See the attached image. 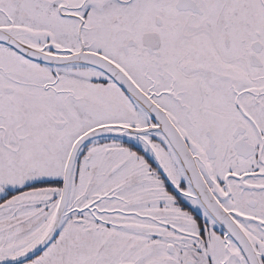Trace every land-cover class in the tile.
<instances>
[{"label":"snow or ice","instance_id":"snow-or-ice-1","mask_svg":"<svg viewBox=\"0 0 264 264\" xmlns=\"http://www.w3.org/2000/svg\"><path fill=\"white\" fill-rule=\"evenodd\" d=\"M0 264H264V0H0Z\"/></svg>","mask_w":264,"mask_h":264}]
</instances>
